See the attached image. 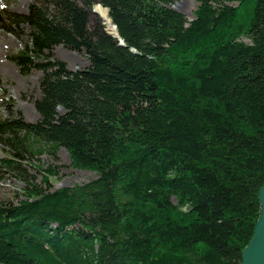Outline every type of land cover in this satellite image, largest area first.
I'll return each mask as SVG.
<instances>
[{"label":"trees","instance_id":"16d2710c","mask_svg":"<svg viewBox=\"0 0 264 264\" xmlns=\"http://www.w3.org/2000/svg\"><path fill=\"white\" fill-rule=\"evenodd\" d=\"M174 1L0 11V27L29 26L11 60L42 70L39 118L0 115L3 164L65 147L97 172L0 203V264H240L264 183V0H197L190 20ZM57 44L88 65L70 68Z\"/></svg>","mask_w":264,"mask_h":264},{"label":"rangeland","instance_id":"374dc122","mask_svg":"<svg viewBox=\"0 0 264 264\" xmlns=\"http://www.w3.org/2000/svg\"><path fill=\"white\" fill-rule=\"evenodd\" d=\"M30 2L31 0H0V11L26 12ZM197 4V0H175L171 6L184 13L187 20H190ZM5 25L14 30L0 27V115L15 117V113L19 111L26 120L35 121L39 118V113L34 100L40 96L39 82L42 70L33 68L29 73L22 74L10 58L11 54L21 49L24 42L28 41L29 26L26 23L14 26L9 20L5 21ZM15 31L18 35H15ZM108 32L112 33L109 29ZM52 51L72 69L83 68L89 63L84 52H77L62 44L55 45ZM19 135L21 136V133ZM31 142H34L31 137L26 140L27 144ZM39 143L44 145V139ZM4 147L6 145L0 139V203L3 204L16 203L24 198L25 189H30L33 183L42 189H53L82 183L97 176V172L91 169L74 167L65 147H60L55 153L46 149L34 154L21 149L23 157L17 156L15 166L10 167L2 162V158L6 156ZM48 167L54 170V175L46 179L44 169Z\"/></svg>","mask_w":264,"mask_h":264},{"label":"water","instance_id":"95a60500","mask_svg":"<svg viewBox=\"0 0 264 264\" xmlns=\"http://www.w3.org/2000/svg\"><path fill=\"white\" fill-rule=\"evenodd\" d=\"M106 9L108 13V8L106 7ZM92 11L96 12L94 7ZM110 34L118 38L119 44L124 45L123 39L118 35L117 29L116 33ZM59 109L62 110V107L60 106ZM258 201L260 204L259 215L254 224L251 238L242 249L240 264H264V183L259 188Z\"/></svg>","mask_w":264,"mask_h":264},{"label":"bare ground","instance_id":"6f19581e","mask_svg":"<svg viewBox=\"0 0 264 264\" xmlns=\"http://www.w3.org/2000/svg\"><path fill=\"white\" fill-rule=\"evenodd\" d=\"M101 5V4H100ZM97 6L95 7L96 12H98L100 14L101 17L104 18L106 26L108 27V29L112 32V33H116V28L113 25L108 13H107V9H105L102 6Z\"/></svg>","mask_w":264,"mask_h":264}]
</instances>
